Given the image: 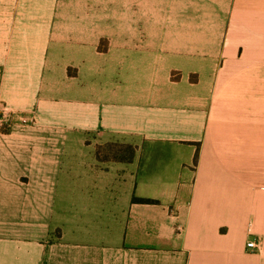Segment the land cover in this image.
Masks as SVG:
<instances>
[{
  "label": "crops",
  "instance_id": "0c3cea01",
  "mask_svg": "<svg viewBox=\"0 0 264 264\" xmlns=\"http://www.w3.org/2000/svg\"><path fill=\"white\" fill-rule=\"evenodd\" d=\"M3 108L0 264H264V0H0Z\"/></svg>",
  "mask_w": 264,
  "mask_h": 264
},
{
  "label": "rangeland",
  "instance_id": "374dc122",
  "mask_svg": "<svg viewBox=\"0 0 264 264\" xmlns=\"http://www.w3.org/2000/svg\"><path fill=\"white\" fill-rule=\"evenodd\" d=\"M0 118L3 123V127L7 126L10 124V121H11V118H12V114L6 110V108H3L0 110ZM5 122V123H4ZM216 141V140H215ZM119 144L118 143H99V145L97 146L98 147V156L99 158L101 159H104V160H115V159H118L119 157L118 156H129V153H120L118 155H114L115 154V151H117L118 149L115 148L116 146H118ZM179 228H181L180 226L178 227V230ZM182 230V229H181ZM179 230V231H181Z\"/></svg>",
  "mask_w": 264,
  "mask_h": 264
},
{
  "label": "trees",
  "instance_id": "16d2710c",
  "mask_svg": "<svg viewBox=\"0 0 264 264\" xmlns=\"http://www.w3.org/2000/svg\"><path fill=\"white\" fill-rule=\"evenodd\" d=\"M100 50H104L102 48H100ZM194 81V79H193ZM115 148H117L118 150L115 151V154L114 155H118L120 153H129V156H118L119 158L118 159H111L113 161H129L130 160V157L132 156V146L131 145H126V144H119L118 146H116ZM198 152L196 153L195 155V158H194V164L196 165L197 164V161H198ZM133 201L135 203H141V204H154V203H157L156 200H152V199H147V198H134Z\"/></svg>",
  "mask_w": 264,
  "mask_h": 264
},
{
  "label": "built area",
  "instance_id": "2783aa9c",
  "mask_svg": "<svg viewBox=\"0 0 264 264\" xmlns=\"http://www.w3.org/2000/svg\"><path fill=\"white\" fill-rule=\"evenodd\" d=\"M182 228H179V230H181ZM261 240L259 238H254L251 241L248 242L247 244V248L251 249V250H260L261 249Z\"/></svg>",
  "mask_w": 264,
  "mask_h": 264
}]
</instances>
